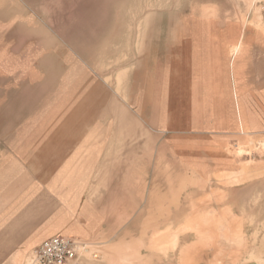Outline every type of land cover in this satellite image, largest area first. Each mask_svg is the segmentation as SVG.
I'll return each mask as SVG.
<instances>
[{
    "label": "rangeland",
    "instance_id": "374dc122",
    "mask_svg": "<svg viewBox=\"0 0 264 264\" xmlns=\"http://www.w3.org/2000/svg\"><path fill=\"white\" fill-rule=\"evenodd\" d=\"M211 21L259 28L264 0H0V222L155 216L122 264H264V137L199 162L167 125L169 31Z\"/></svg>",
    "mask_w": 264,
    "mask_h": 264
},
{
    "label": "crops",
    "instance_id": "0c3cea01",
    "mask_svg": "<svg viewBox=\"0 0 264 264\" xmlns=\"http://www.w3.org/2000/svg\"><path fill=\"white\" fill-rule=\"evenodd\" d=\"M221 5V2L217 4L218 16L224 15V9L219 8ZM259 28L211 21L176 25L170 29L168 87L163 95L167 98V125L171 134L186 138V145H198L194 148L197 152L188 153L191 161H226V149L230 146L247 147L252 140L264 137V26ZM206 152L217 155L206 158L203 156ZM199 166L192 164L196 170ZM241 202L242 199L236 197L229 206L221 204L219 207L226 210L228 207L233 213V208ZM144 206L143 199L137 209ZM107 207L128 208L114 204ZM112 217L107 218L111 225H103L102 229L77 225L62 228L66 235L60 236L97 237L100 242L96 245L105 249L97 257L84 256L70 264H122L116 253L137 244L144 236L145 224L152 223L153 229L147 232L152 235L155 224L160 222L155 216H129L117 227L118 218ZM133 224L138 226L137 237H134L135 229L129 227ZM35 232L34 225L19 216L0 222V264H24L26 252L45 238ZM191 235L193 232L184 234L190 239ZM141 252L140 262L150 256ZM2 257L8 262L1 261ZM152 264H156L154 260Z\"/></svg>",
    "mask_w": 264,
    "mask_h": 264
},
{
    "label": "built area",
    "instance_id": "2783aa9c",
    "mask_svg": "<svg viewBox=\"0 0 264 264\" xmlns=\"http://www.w3.org/2000/svg\"><path fill=\"white\" fill-rule=\"evenodd\" d=\"M84 256H98L92 244L78 238L57 235L39 243L29 253L26 264H70Z\"/></svg>",
    "mask_w": 264,
    "mask_h": 264
},
{
    "label": "bare ground",
    "instance_id": "6f19581e",
    "mask_svg": "<svg viewBox=\"0 0 264 264\" xmlns=\"http://www.w3.org/2000/svg\"><path fill=\"white\" fill-rule=\"evenodd\" d=\"M175 5V4H174ZM3 15V14H2ZM167 15V14H166ZM145 17V16H144ZM185 18V17H184ZM43 29V28H42ZM174 30V29H173ZM57 39V38H56ZM142 39V38H141ZM61 70V69H60ZM108 82V81H107ZM118 83V82H117ZM120 83V82H119ZM235 236V235H234ZM238 237V236H237ZM227 238V237H226Z\"/></svg>",
    "mask_w": 264,
    "mask_h": 264
}]
</instances>
